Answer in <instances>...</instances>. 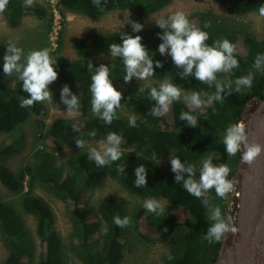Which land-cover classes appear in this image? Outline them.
Masks as SVG:
<instances>
[{"label": "trees", "instance_id": "obj_1", "mask_svg": "<svg viewBox=\"0 0 264 264\" xmlns=\"http://www.w3.org/2000/svg\"><path fill=\"white\" fill-rule=\"evenodd\" d=\"M172 0H101L103 11L92 4V0H59L61 9L67 8L91 16H102L112 10H128L132 12L136 22H141L148 15L155 13ZM226 10L235 15H244L255 11L264 0H220ZM11 27L19 25L21 18L33 13L41 17L49 15L48 9L36 2L31 7H25L23 0H7L1 11ZM62 12V10H61ZM63 14V12H62ZM196 27L208 33L207 44L213 41L228 39L235 46L234 55L239 66L227 73H217V80L230 83L234 78L246 75L252 71L251 87L236 93L226 89L222 92L221 102L213 101L201 109H192L178 99L171 103V118L165 120L163 116H152L151 110L158 107L148 95L152 84H141L125 90V103L136 117V127H128V118L120 115L111 124L105 125L98 114L88 120L76 124L70 118H55L49 130L48 139L66 142L76 138L105 137L108 132H116L122 137L121 146L132 149L137 153L122 150L119 160L106 164L109 174L118 177L123 186L130 192L142 197H166L173 208L180 209L186 216L184 222H179L177 216L168 207L160 215L146 213L143 208L135 215L137 220L144 218L152 226L155 234L154 242H164L170 249L162 264H213L220 241L209 243L204 240L209 221L208 210L216 202H224L215 195L214 190L208 191L209 208L202 207L200 200L190 196L182 187V181L177 183L175 173L169 166L158 165L155 161L169 155L180 159L181 163H193V178L198 179L196 169L200 161L208 156L213 164H224L229 169L228 179L234 176L231 168L230 156L224 151L222 144L223 131L229 124L242 121V112L247 102L264 98V63L259 69L252 68V63L258 53H264V36L258 39L246 29L236 28L226 21L219 19L211 12H199L189 18ZM51 23L48 22L47 35ZM207 25V27H205ZM157 26L141 29L140 32L115 31L111 33L92 32L84 39H76L74 46L80 55L90 49L100 51L109 50L110 43H121V33L141 36V43L148 50V54H159L153 60V75L151 77L164 80L190 91L205 93L202 99L215 92V84L209 87L194 77H182V69H178L167 52L161 55L157 51L162 42L158 33L162 32ZM62 33L59 32L57 47L50 52L56 57L54 70L57 78L51 84L67 85L70 92L78 96L80 110L90 109V76L88 64L81 60H69L59 54ZM48 39V37H47ZM160 67H155V62ZM3 64L0 63V66ZM92 69L100 65L109 67V78L116 89L123 79L124 69L120 57H115L105 64H91ZM22 81H15L14 75L5 76L0 71V133L15 132L18 126L29 119L31 115L44 117L47 107L43 102H34L29 108L19 107L21 97L28 94L20 89ZM147 85V87L145 86ZM53 98L54 108H64L60 93ZM143 88V91L140 89ZM181 111H191L197 118V126L189 127L186 121L179 119ZM22 137L14 136L0 145V181L13 192H22L21 209L31 214L36 220V234L40 238L44 253L38 264H67L63 243L59 232L55 229V216L48 201L33 190L37 184L50 190L57 197L69 204V215L73 233L72 249L84 264H121L123 260V242L126 237V227L119 228L113 224V216H128L125 205L113 197L101 199L95 206L83 195H89L98 188L104 179L103 166H97L88 159V151L73 152L64 162L46 146L36 148L19 173L13 172L5 161L22 147ZM241 152L238 151L234 163L238 164ZM123 167V172H117V166ZM143 165L146 170V184L137 188L134 186V171ZM187 178V174H181ZM235 207L237 198L233 197ZM231 214L228 218L232 224ZM129 217V216H128ZM104 226V228H103ZM185 228V229H184ZM140 230V229H139ZM0 231L9 254L3 264H23L34 251L32 234L28 230L22 214L12 205L6 203L0 194ZM142 235V234H141ZM144 237V236H143ZM146 238V237H144ZM222 239V238H221ZM147 240V239H146ZM169 257H171L169 259Z\"/></svg>", "mask_w": 264, "mask_h": 264}, {"label": "clouds", "instance_id": "obj_2", "mask_svg": "<svg viewBox=\"0 0 264 264\" xmlns=\"http://www.w3.org/2000/svg\"><path fill=\"white\" fill-rule=\"evenodd\" d=\"M7 0H0V11L4 10ZM25 7H31L33 0H23ZM92 4L103 11L101 0H92ZM260 17H264V3L256 10ZM133 32H140L143 25L131 19L127 20ZM155 25L163 31L158 33L162 41L157 51L164 55L167 52L173 64L182 69V77L191 76L209 87L215 84V92L207 95L206 100L202 99L205 95L202 91H192L182 97L181 90L171 83L167 78L159 84V88L150 87L148 95L156 102L158 107L151 110L152 116H162L169 110V105L178 99H183L185 105H190L192 109H201L213 101L223 100L222 92L226 89L239 93L242 89L251 87L253 74L249 71L246 75L234 78L230 83L217 80V73H229L236 69L239 64L234 55L235 46L228 39H220L212 42L211 45L206 41L209 39L208 33L196 27L190 22L187 15L182 11H175L166 17L154 18ZM207 27V25H205ZM121 43H110L108 49L112 57H120L124 69L123 79L125 82L132 78L145 80L153 75V60L149 58L148 50L141 43V36L127 35L121 33ZM3 65L0 71L5 76L14 75L15 81H22L20 89L27 93V98L21 97L19 107L29 108L34 102H42L50 99L49 84L57 78L54 70L57 63L56 57L50 55L48 49L24 50L15 43L9 42L6 53L3 57ZM264 63V53H258L252 63V68L259 69ZM160 62H155V67H160ZM90 76V110L93 114H98L99 119L105 125L117 119L116 110L120 107L121 93L117 91L109 78V67L100 65L94 70L91 63L88 64ZM147 87V85H145ZM143 91V88L140 89ZM61 103L67 106L66 114L74 116L79 108L80 101L77 95L72 94L67 85L60 93ZM179 119L186 121L189 127L197 126V118L191 111H181ZM128 127H136V117L129 115ZM122 137L116 132H108L104 139L99 142L97 147L88 149V159L97 166H104L120 159ZM78 147L83 146L84 141L76 140ZM224 151L228 156L241 152V160L250 163L261 151L262 148L257 144H250L247 141L245 126L240 123L229 124L225 127L222 136ZM242 150V151H241ZM170 168L175 173V181H182L183 189L192 197L200 200L202 207L209 208L207 193L210 189L214 190L215 195L221 199L232 189V183L228 179L229 169L224 164H213L212 157L208 156L200 161L198 179L193 178L194 164L181 163L180 159L173 157L170 160ZM122 166H117V172H123ZM186 173L187 178L181 174ZM134 186L143 187L146 184V170L143 165L137 166L134 171ZM141 207L146 213L160 215L164 212V204L156 198L144 199ZM209 224L203 239L209 243L220 241L222 236L234 231L231 228V221L227 216H223L219 206L209 208L207 217ZM112 222L119 228L129 224V217L113 216ZM171 257H169L170 259Z\"/></svg>", "mask_w": 264, "mask_h": 264}, {"label": "rangeland", "instance_id": "obj_3", "mask_svg": "<svg viewBox=\"0 0 264 264\" xmlns=\"http://www.w3.org/2000/svg\"><path fill=\"white\" fill-rule=\"evenodd\" d=\"M33 2L39 3L47 8V0H33ZM61 10L63 12V21L61 27L62 42L59 54L66 59L81 60L86 64H105L115 57L110 55L109 50L100 51L99 49H90L84 55H80L74 46L76 39H84L92 32L111 33L115 31H132L127 20L131 19L132 21H135L136 19L135 15L128 10L116 9L102 16H91L67 8ZM175 11L184 12L188 19L193 17L196 13L208 11L236 28L246 29V31L253 33L258 39H261L264 36V17H260L256 10L244 15H235L228 12L220 0H172L164 8L148 15L138 23L143 25L142 29L153 27L156 26L154 18L166 17L168 14ZM51 20L52 17L49 19L48 14L41 17L37 14L28 13L21 18L18 26L11 27L6 16L0 11V63L3 64L4 62L3 57L6 53V48L9 42L15 43L16 46L22 48L25 54L28 50L41 48L48 49L50 53L53 49L50 47V42L47 39V28L48 22L50 24ZM156 56H159V54H151L149 55V58L152 60ZM226 77L227 73H223L222 78L225 79ZM161 82H163V80H158L153 77H148L145 80L132 78L127 82L124 80L120 81L116 86V90L121 93L119 107L120 115L124 118H128L129 115L138 117V115L133 113L125 103V90L141 84H152L159 87ZM177 87L181 90L182 97L184 94L192 92L179 86ZM61 88L62 86L49 84L48 89L50 92V99L42 101L47 107L46 116L39 117L31 115L27 121L18 126L15 132L0 133V145L4 144L14 136H21L23 138L20 151L11 155L5 161V165L16 174L21 171L36 148L46 146L49 150L55 152L58 158L64 162L75 151H88L90 147H97L98 149L99 142L104 139V137L80 138L84 141L83 146L80 147L76 144V138L69 139L66 142L48 139L47 131L55 118H70L79 125L81 122L96 115L93 114L90 109H79L74 116H69L66 114L67 107L54 108L52 104L53 98ZM182 97L181 100H183ZM162 116L165 120H170L171 104L169 105L168 112ZM121 150L137 153L132 149H127L122 146ZM235 155L230 156V159L232 162L231 168L236 172L237 163H234ZM171 158H173V156L169 155L164 158L156 159L155 162L158 165L165 167L170 165ZM199 168L200 166L196 169L197 174ZM103 170L104 179L102 184L92 191L91 194H85L83 197L87 198V200L95 206L105 197H113L125 205L129 216V227L126 229L127 239L123 242V260L121 264H162L164 257L170 249V245L164 242H154L149 240H153L155 234L154 228L148 225L144 218L139 220L135 218L138 210L142 208L141 205L144 199L148 197H142L130 193L123 186L118 177L108 173L106 165L103 166ZM237 183L239 185V180H237ZM33 192L34 194L45 198L52 207L55 216L54 226L61 236L67 264H84L78 259L72 249L73 228L69 215V204L40 184H37L34 187ZM235 193H237V184L232 183V189L227 193L228 195L225 201L222 203L216 202L221 208L223 216L228 217L231 214H235L234 217H232V221L237 214L238 200L236 207L233 200V197H236ZM0 194L6 203L12 205L22 214L25 224L32 234L34 251L23 264H38L44 253V249L40 238L36 234L35 218L31 214L24 213L21 209V197L23 193L9 190L0 181ZM154 198L161 200L164 204V208L169 207L175 216H177L179 222L185 221L186 216L182 210L173 208L172 203L166 197ZM211 207L214 206L212 205ZM201 237H203V235ZM8 254L9 250L3 241L2 233L0 231V264H3Z\"/></svg>", "mask_w": 264, "mask_h": 264}, {"label": "water", "instance_id": "obj_4", "mask_svg": "<svg viewBox=\"0 0 264 264\" xmlns=\"http://www.w3.org/2000/svg\"><path fill=\"white\" fill-rule=\"evenodd\" d=\"M240 123L248 143L260 145L262 151L250 163L238 161L231 179L239 180L234 231L222 236L213 264H264V98L247 102Z\"/></svg>", "mask_w": 264, "mask_h": 264}, {"label": "built area", "instance_id": "obj_5", "mask_svg": "<svg viewBox=\"0 0 264 264\" xmlns=\"http://www.w3.org/2000/svg\"><path fill=\"white\" fill-rule=\"evenodd\" d=\"M47 6L52 14L51 25L48 32V41L51 43L50 47L55 49L57 47L59 32L62 27L63 14L61 12L59 0H47Z\"/></svg>", "mask_w": 264, "mask_h": 264}, {"label": "bare ground", "instance_id": "obj_6", "mask_svg": "<svg viewBox=\"0 0 264 264\" xmlns=\"http://www.w3.org/2000/svg\"><path fill=\"white\" fill-rule=\"evenodd\" d=\"M47 9H48V12H49V14H50V17H52V14H51V12H50V10H49V7L47 6ZM50 45H51V43H50ZM236 184H237V186H238V183H237V181H236Z\"/></svg>", "mask_w": 264, "mask_h": 264}]
</instances>
